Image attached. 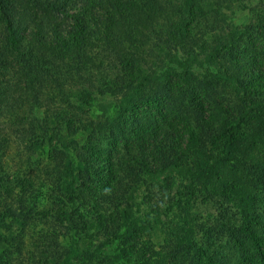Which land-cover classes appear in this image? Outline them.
<instances>
[{
    "label": "trees",
    "instance_id": "obj_1",
    "mask_svg": "<svg viewBox=\"0 0 264 264\" xmlns=\"http://www.w3.org/2000/svg\"><path fill=\"white\" fill-rule=\"evenodd\" d=\"M33 229L28 264H264V0H0V264Z\"/></svg>",
    "mask_w": 264,
    "mask_h": 264
},
{
    "label": "rangeland",
    "instance_id": "obj_2",
    "mask_svg": "<svg viewBox=\"0 0 264 264\" xmlns=\"http://www.w3.org/2000/svg\"><path fill=\"white\" fill-rule=\"evenodd\" d=\"M233 20L237 24L238 23L246 24L249 20V16L247 14H244V13H238L237 15H235ZM25 159L26 158H21V157H19V155H16V151L14 150V146H13V148L9 150V153H8L7 158L5 159V162L7 164V167L9 165L12 172L19 170V171L23 172L22 175H29L30 174L29 170H31L32 168L43 167L48 162L47 156L40 155V156L35 157L33 159V161L37 167L35 165L30 167V164H27V160H25ZM28 171H29V174H28ZM42 173H44V172H42ZM38 174H41V173H38ZM34 175H35V173H34ZM36 232H38V229L37 230L33 229L25 237L26 245L24 246V257H23L25 259V264H28L31 261V253L33 251V244H34L33 239L35 237L34 235Z\"/></svg>",
    "mask_w": 264,
    "mask_h": 264
}]
</instances>
